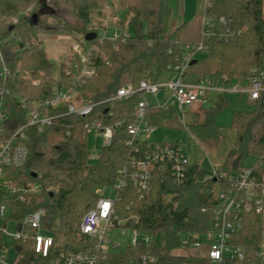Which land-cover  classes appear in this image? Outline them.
<instances>
[{
    "label": "trees",
    "instance_id": "1",
    "mask_svg": "<svg viewBox=\"0 0 264 264\" xmlns=\"http://www.w3.org/2000/svg\"><path fill=\"white\" fill-rule=\"evenodd\" d=\"M171 0H140L127 8L130 38L117 40V48L108 39L90 42L97 53L93 58L96 74L86 80L74 81L65 75V63L60 66V81L53 77L50 62L39 35L71 37L81 28L66 22L60 12H67L82 23V35L88 33L86 26L91 23L95 11L103 9V0H0V36L8 40L13 36L19 42H7L3 54L9 76H0V90L4 92L6 113L5 133L12 134L27 123L26 112L17 96L31 100H45L53 96L56 88L76 90L81 101L96 103L91 115L80 118L67 115L66 110L46 112L57 117L53 126L44 133L37 129L29 132V156L22 168H8L0 189V203L12 211L13 219L21 229L23 219L40 208L46 210L43 230L53 237V247L47 257L37 254L32 239L15 241L16 255L24 264H53L62 253L86 251L89 242L80 232L83 217L93 209L99 195L97 187H113L120 169L133 157H140L150 142H138L139 153L129 146L132 139L128 128L136 122L137 109L146 94L139 93L122 102H108L118 91L147 78L157 83L169 72L176 59L185 54V43L175 42L169 33L171 21ZM33 5L37 12L21 15ZM38 19L34 20V15ZM207 19L213 22L212 35H202V49L191 50L190 63L201 60H216L221 69L212 76L216 85L224 88L245 86L249 81L252 67L264 58V0H212L211 8L205 11ZM221 17L232 19L234 37L220 38ZM50 19L54 21H49ZM15 21H17L15 23ZM39 81L36 86L33 81ZM251 112H236L232 127L238 138L228 153L219 174L237 175L246 168L243 161L248 155L259 157L264 150V98L253 102ZM227 104L222 101L207 112L204 123L197 131L207 140H220L223 136L216 124L217 117ZM171 116L154 106L149 107L147 119L151 126H159ZM103 122L114 130L112 143L104 147L99 163L89 164L91 152L88 146L87 126ZM121 124L120 127H117ZM157 143V142H154ZM163 145L176 143L158 142ZM37 176L34 177L33 175ZM37 182L42 191L32 202L22 203L10 187L19 183ZM217 187H230L227 181L212 177V173L193 165L187 173L184 184L177 185L168 171L157 168L151 195L140 200L133 185L129 187L118 207L123 217L136 214L140 217L135 227L143 233L165 236V245L151 250L159 256V264H185L196 259L180 258L173 251L180 248L182 238L188 233H204L209 228L212 211L217 202L214 193ZM129 207V210H127ZM8 226L7 221L4 222ZM34 229H27V232ZM264 238L263 220L255 213L247 214L244 229L234 241L244 248V264H264L257 255ZM9 248V245H7ZM140 245L135 254L145 253ZM133 254V251H131ZM111 256L108 264L116 263ZM197 263L208 264L207 261Z\"/></svg>",
    "mask_w": 264,
    "mask_h": 264
},
{
    "label": "built area",
    "instance_id": "2",
    "mask_svg": "<svg viewBox=\"0 0 264 264\" xmlns=\"http://www.w3.org/2000/svg\"><path fill=\"white\" fill-rule=\"evenodd\" d=\"M206 10L211 8L212 0H205ZM17 21H15L16 23ZM219 24L224 28L219 30L220 38L229 39L237 33L231 28L232 19L221 17ZM213 22L205 16L204 37L212 35ZM130 38V30L127 29L122 34L108 39L117 48V40L126 42ZM104 39L101 40L103 43ZM7 42H19L14 36L4 40L0 36V76L5 78L10 72L6 66L3 54V46ZM185 54L178 58L175 64L169 68L170 72L179 76L176 82L161 85L148 80H140L138 83H131L121 88L117 95L108 102H122L134 97L136 94L146 95L157 94L161 87L170 89L182 109H188L194 104L205 99L210 93H238L246 95L252 102L264 98V58L262 62L251 68L249 81L245 86H235L224 88L216 85L214 81L202 82L197 85L184 84L181 78L187 72L193 59L191 50H201L203 44L185 43L182 45ZM73 58L65 65V75L74 81L86 80L96 74L93 58L97 53L96 48L88 49L87 54H83L81 46L75 44L72 47ZM60 79L57 81L59 82ZM33 84L40 85L35 80ZM22 109L26 112L27 123L12 134L5 133L6 113L4 107V92L0 90V189L5 178V170L8 168H22L29 156V132L37 129L38 133H44L53 126L57 117L47 114L46 110L65 109L67 115L86 118L93 112L96 103L93 101H81L76 90L66 88H56L53 96L45 100H31L28 97L17 96ZM149 105L146 100L139 103L137 109L136 122L129 126L131 135L129 146L139 153L138 142H150L147 149L141 152L140 157H133L119 170L116 183L113 187H97L95 193L99 195L96 206L91 209L82 219L80 232L88 239L89 245L86 251L62 253L53 264H108L113 256L117 262L113 264H159V256L155 254L151 247L157 246L152 236L138 230L140 217L136 214L123 217L118 204L133 185L139 195L140 200L147 199L153 191L155 171L160 168L169 171L173 181L177 185H182L187 179V173L192 166L183 146L163 145L149 140V136L154 132L155 127L148 123ZM118 124L117 127H120ZM95 132L104 138V147L111 145L114 130L110 126H104L103 122H95L87 126V134ZM256 158V157H255ZM212 177L227 181L230 187L215 191L214 197L217 202L212 211L209 228L204 233H188L182 238L180 248L173 251V255L185 258L196 259V261L185 264H201L197 261L205 260L208 264H244V248L237 244L234 239L244 229L245 217L247 214L255 213L258 216L264 215V150L256 158L251 166L244 169L237 175L227 176L219 174L218 168L212 171ZM13 194L20 197L22 203H30L31 199L42 191L41 184L37 182L22 183L9 188ZM111 191L112 194H108ZM8 207L0 203V264H24L17 255L12 262H7L9 248L4 241V234L7 233L8 226L5 225V218ZM129 210V207H127ZM46 217V210L40 208L36 212L30 213L23 219L21 229L11 234L13 240H28L35 242L37 254L47 257L53 247V237L40 231L43 230V220ZM27 229H34L35 235H30ZM155 236V235H154ZM118 238H124V243H119ZM141 246L146 247L145 253L135 254ZM133 251V254L131 253ZM180 251V253H175ZM257 255H261L257 251Z\"/></svg>",
    "mask_w": 264,
    "mask_h": 264
},
{
    "label": "rangeland",
    "instance_id": "3",
    "mask_svg": "<svg viewBox=\"0 0 264 264\" xmlns=\"http://www.w3.org/2000/svg\"><path fill=\"white\" fill-rule=\"evenodd\" d=\"M139 1L140 0H103V9L101 11H95L92 14L91 23L86 26L87 31L97 33L98 39L113 38L122 34L124 31L129 29L128 24L130 22V18L125 21L128 15L127 8L132 4L138 3ZM183 1L184 4L183 2L179 4L178 0H171L174 15L178 14L179 17L182 18V20H185V24L187 23V25H185V28L183 26L180 27L179 30L181 31V33L187 31L188 26L191 27L193 26V24L197 27V29L199 28L200 16L197 15V12L202 10L203 4H205L204 0ZM186 3L187 6H185ZM37 6L38 5H33L21 15H29L31 13L37 12ZM60 13L67 23L79 26L81 28V31H76L74 36L71 37H53L49 35H39L38 42L42 43L43 50L46 52L50 62L53 64V77L56 81L60 79L61 64L66 63L68 60H71V58H73V45L77 44L81 46L83 54H87L88 49L91 46V43L86 41L85 36L82 35L83 32H86V30L83 29V27L81 26L82 23L78 22L73 16H70L67 12ZM49 21L51 22L54 20L50 19ZM193 38L194 37H190L189 40ZM226 99L229 103V106L221 112L217 119V123L222 128H224L225 131L228 132L230 131L232 126V116L234 110L239 109L251 112L255 108L252 104H250V102H248L245 95H240L238 93H228L226 95ZM149 101L150 103H160L163 100L160 95L149 97ZM192 133L196 136L197 140H194L190 133L184 132L180 129L174 130L159 128L151 134V139L156 142L174 140L181 141L187 146V149L189 151V161L193 162L197 159L198 162H208L209 155L204 147L205 145L203 146V144L200 142L197 133ZM224 139L225 141L223 143L218 144L219 150H221V152L233 143L232 137L229 134L226 135V138L224 136ZM198 142H200L201 144L199 145ZM88 146L91 152V156L88 162L91 165H96L99 163L104 148V138L98 136L95 132H93L92 134L88 135ZM255 160L256 158L254 156L248 155L242 164L243 166L248 167L251 166ZM218 189L219 188L217 187L215 191H217ZM108 194H112V192L109 191ZM33 199L34 198L31 199V202L33 201ZM261 217L263 220L264 231V215ZM3 221H7L8 223L7 233L4 234V241L7 245H9L7 262H12L16 256V249L15 240L12 239L11 234L16 233L18 231V221L13 219L12 211L10 208L7 209L6 218ZM28 233L34 234L33 231H29ZM40 233L43 235L47 234L44 230L40 231ZM152 240L154 243L158 244V247L161 249L165 245V236L162 233L155 236L153 235ZM117 241L123 244L125 239L118 238ZM175 253H180V251H175ZM258 253L261 255L260 257L264 260V238L262 239L261 246L258 248Z\"/></svg>",
    "mask_w": 264,
    "mask_h": 264
},
{
    "label": "crops",
    "instance_id": "4",
    "mask_svg": "<svg viewBox=\"0 0 264 264\" xmlns=\"http://www.w3.org/2000/svg\"><path fill=\"white\" fill-rule=\"evenodd\" d=\"M178 1H179V4H181L182 2L184 4L183 0H178ZM204 2H205V0H204ZM185 6H187V3ZM170 7H171V11H172L171 21H170V26H169V33L171 35V38L177 43H198V42H200L202 35H203V31H204V18H205L206 5L203 4L202 10L197 12V15L200 16L199 28L197 29V27L193 24V26H191V27L188 26L187 31H185L184 33L183 32L181 33V31L179 29L182 26L185 28V25H187V23L185 24V20H182V18H180L178 14L174 15L171 1H170ZM191 20H193V19H191ZM190 37H194V38L189 40ZM220 69H221V63L219 61H216V60L196 61L195 64H191L189 66L187 72L181 78V81L184 84H189V85H195V84H199L202 82L207 83L209 81H213L212 76L214 74H216ZM142 79L147 80L146 77L142 78ZM179 79L180 78L178 75L169 71V72H165L160 77V79L157 83H159L161 85H165L167 83L176 82ZM227 94L228 93H219V92L210 93L202 101H200V102L194 104L192 107L184 110L177 103L173 92L165 86L161 87L157 94L147 95L146 101H147L149 107L154 106V107L166 110V111H170L171 116L169 119L165 120L161 125L155 126L154 132L159 128L174 129V130L180 129L184 132L190 133L192 135V137L194 138V140H197V139H196V136L192 132L197 133V136H199L200 142L203 144V146L205 145L204 147L208 152V155H209L208 162H206V161L198 162L196 159L193 162L190 161V163L192 166L196 165L200 169H204V170H207V171L212 173V171L215 168H220L224 164L228 153L235 146V143H236L237 138H238V134H237V131L232 126H231L230 131H228V132L225 131L224 128H222L216 121V124L219 127L220 133L223 136V138L220 140H207V139H204L199 134V132L197 131V127H198V125L205 122L207 112L209 110H211L212 108H214L218 103L224 101L227 104L226 108L229 106V103L226 99ZM160 95H161V98L163 101H161L160 103H158V102L157 103L156 102L150 103L149 97L160 96ZM246 98H247L248 102H250V104L253 105V102L250 101L247 96H246ZM221 112H220V114H221ZM236 112H247V111L237 109V110H234L233 115ZM219 115H218V117H219ZM218 117H217V119H218ZM232 118H233V116H232ZM227 134H229L232 137L233 143L231 145H229L226 149H224V151L221 152V150H219L218 144L223 143L225 141L224 136L226 138ZM148 139L153 141L151 139V135ZM154 142H156V141H154ZM159 142L179 144L185 148L187 156H188L189 151L187 149V146L185 144H183L181 141L174 140V141H159ZM200 142H198L199 145L201 144Z\"/></svg>",
    "mask_w": 264,
    "mask_h": 264
},
{
    "label": "water",
    "instance_id": "5",
    "mask_svg": "<svg viewBox=\"0 0 264 264\" xmlns=\"http://www.w3.org/2000/svg\"><path fill=\"white\" fill-rule=\"evenodd\" d=\"M34 20H37L38 19V14L34 15ZM98 38V35L97 33H88L86 36H85V40L88 41V42H92V41H95L96 39ZM196 62V61H195ZM195 62L193 64H195ZM34 177H36L37 175L34 174L33 175Z\"/></svg>",
    "mask_w": 264,
    "mask_h": 264
}]
</instances>
